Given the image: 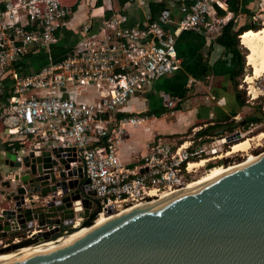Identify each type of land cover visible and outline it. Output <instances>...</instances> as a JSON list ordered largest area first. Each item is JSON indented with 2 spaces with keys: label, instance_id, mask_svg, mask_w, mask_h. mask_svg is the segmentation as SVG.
<instances>
[{
  "label": "built area",
  "instance_id": "1",
  "mask_svg": "<svg viewBox=\"0 0 264 264\" xmlns=\"http://www.w3.org/2000/svg\"><path fill=\"white\" fill-rule=\"evenodd\" d=\"M176 1L175 20L167 6L159 8L155 18L147 15L132 24L126 13L113 12L98 30L83 27L82 38L62 58H50L36 71L24 73L21 62L32 51L50 49L71 7L65 0H0V96L7 95L0 102V126L13 140L28 142V149L69 148V156L76 158L68 162L69 168L80 166L95 191L100 205L96 217L187 188L204 166L193 164L214 159L215 146L230 142L228 137L234 134L194 137L193 130L191 138L177 142L157 133L132 165L118 157L126 129L146 118L123 115L124 106L154 81L179 69V33L200 31L230 18V0ZM89 88L96 95L84 99ZM166 104L174 106L171 99ZM72 208L75 214L69 226L76 227L84 219L80 200L73 201ZM53 228L33 224L11 242Z\"/></svg>",
  "mask_w": 264,
  "mask_h": 264
},
{
  "label": "water",
  "instance_id": "2",
  "mask_svg": "<svg viewBox=\"0 0 264 264\" xmlns=\"http://www.w3.org/2000/svg\"><path fill=\"white\" fill-rule=\"evenodd\" d=\"M69 152L61 147L4 150L11 178L3 185L11 205L0 209V243L33 224L54 228L0 252L72 232L75 200L84 218L79 226L93 224L100 205L82 168H69L76 160ZM257 156L200 187L176 190L116 215L66 245L2 264H264V151Z\"/></svg>",
  "mask_w": 264,
  "mask_h": 264
},
{
  "label": "crops",
  "instance_id": "3",
  "mask_svg": "<svg viewBox=\"0 0 264 264\" xmlns=\"http://www.w3.org/2000/svg\"><path fill=\"white\" fill-rule=\"evenodd\" d=\"M65 1L71 9L76 4L75 10H71L65 23L56 32V40L51 43L49 50L37 49L25 57L21 62L24 73L36 71L48 63L50 58L53 60L62 58L82 38L83 27L89 25L92 27V31H95L101 26L104 19L105 3L97 6L95 5L96 0ZM150 1L163 3L164 6L169 7L173 20L178 17V1ZM150 1L120 0V12L128 15V23L130 24L141 21L147 15L151 17ZM233 1L235 6L239 4V8L242 7L243 9H245L243 5L246 7L253 2L252 0ZM110 4L112 8L113 0H110ZM243 9L239 15H242V13L245 15L249 12L248 10L243 11ZM238 13L237 11L236 14ZM232 20L235 21L234 17ZM243 24H236V28ZM172 25L170 24L171 27ZM223 25L213 24L202 27L200 31L184 30L180 32L176 40L177 51L181 57L179 69L157 79L150 87L132 96L125 104L123 114L127 115L129 113L141 114L160 107L168 109L160 117L145 115L144 123L149 124L142 127L143 131L148 133L145 138L146 141H150L158 133L156 129L163 118H174L177 125L186 127L184 131H173V133H182L196 121L210 120L209 124H212L211 120L226 119L230 116V119L238 120L241 112L249 110L248 103L251 102L248 100L242 101L241 90L235 85L232 76V71L237 63V54L234 50L225 48L217 42L222 33ZM4 83L8 85L9 80L4 81ZM95 95L96 90L89 88L87 92H84L83 98L90 99ZM168 99L173 101V107L166 104ZM0 102H2L1 97ZM177 104L180 109L174 108ZM206 125L207 123H204L193 127L195 131H198ZM140 126L142 125L131 126L129 131L137 130ZM120 143L123 144L121 153L118 152L120 161L123 164L132 165L142 154H139L135 159L123 162V157L127 155V151L135 149V146L130 143H123L122 140ZM27 146L28 142L22 144L17 140H13L0 126V209L11 205V202L5 199L8 190L3 185L6 179L11 178L10 174L5 173L7 167L3 165L4 150L16 151L19 148H27ZM34 196L36 198L37 194ZM27 201L29 200L27 199Z\"/></svg>",
  "mask_w": 264,
  "mask_h": 264
},
{
  "label": "rangeland",
  "instance_id": "4",
  "mask_svg": "<svg viewBox=\"0 0 264 264\" xmlns=\"http://www.w3.org/2000/svg\"><path fill=\"white\" fill-rule=\"evenodd\" d=\"M252 1L253 2L251 5H248L246 7L245 5H243L245 9H243L242 7L239 8V4L235 6V3H234L233 8L232 9L230 8V11H231L230 19H233L234 17L235 23L237 25L242 24V23H249V22L255 23L256 25H258V27L263 25L264 24V0H252ZM242 9L243 11L248 10L249 13L245 15L242 13V15H239L241 14L240 12L242 11ZM237 11L239 12L238 14H236ZM220 25H223V24H220ZM238 46H239V50L244 59L243 60L244 68H243V74H240L239 76H237V87L242 91V95L244 99L251 102V103H248L250 106L253 107L254 105H261L263 114L262 116L260 115V113L258 114L261 117V120L257 123H251L247 126H242V125H238L235 119L233 118L230 119L231 117L230 116L229 118H226L225 120L226 124H224L225 122H220L221 126L213 130L212 133L214 135L212 136L219 138V136L222 134L224 135L225 133H230V130L226 126H229V123H235L234 126L232 125V127L236 126L234 128L235 130H233L234 131L233 133L237 135V138L235 140H238V139L240 140L247 136L249 137L255 136L251 141V147L246 152L238 151V152L231 153L229 155H224L225 152L229 150L230 144L234 142L235 140L230 141L228 143L226 142L222 146H219V145L215 146L217 147V150L214 155H220V156L209 160L208 162L204 164L203 167H200L196 171V173H194L193 179H196L200 177L201 175L205 174L209 170L210 166H213V165L227 166L230 164L231 165L237 164V163L243 162L247 158L248 154L258 155L259 153L264 151V137H260V138L256 137L260 132H264V108H263V105H264V73L260 75L259 77H256L250 84L245 81V75L250 74L251 68L245 62L244 55L247 52V49L240 43L239 38H238ZM249 85L253 86L254 90L256 91L257 96L255 98H251V94L249 93V90L251 88L248 87ZM250 113H254L253 108L245 112H241L239 119H241L244 116H247ZM141 125L142 126H140L139 129L134 130V131L133 130L129 131V129L131 128L128 127L122 136L121 140L123 143L124 142L126 144L130 143V144H133V146H135V149L127 151V155L123 157L124 159L123 162L129 161L131 159H135L136 157L139 156V154H143L146 150V143L148 141H146L145 138L148 133L143 131L142 127L146 125L148 126L149 124L143 123ZM185 129L186 127H181L177 125L175 123L174 118H163L161 122L158 123L156 132L165 134L171 141L180 142L183 139L192 137L194 127L191 129L187 128L185 132L178 133V134H173V131L174 130L184 131ZM169 133L172 135H170ZM241 135H243V137H241ZM215 137L208 139L206 142H210V140H214ZM125 138L126 140H124ZM122 145L123 144L121 143L119 144V148H118L119 154L122 151ZM207 146L208 148L212 147L210 144H207ZM211 156H206V157H211Z\"/></svg>",
  "mask_w": 264,
  "mask_h": 264
},
{
  "label": "bare ground",
  "instance_id": "5",
  "mask_svg": "<svg viewBox=\"0 0 264 264\" xmlns=\"http://www.w3.org/2000/svg\"><path fill=\"white\" fill-rule=\"evenodd\" d=\"M239 40H240V43L247 49V52L245 53V61H246V64L248 66H250L251 71H250V74L245 75V81L250 84L256 77H259L260 75H262L264 73V25L258 29H247V30H245L243 33H241L239 35ZM248 87L251 88L250 90L248 88L249 93L251 94V98H255L257 96V94H256V91L254 90L253 86L249 85ZM263 108H264V105H263ZM241 137H243V135H241ZM254 137L247 136V137H244L240 140L239 139L235 140L234 142H232L230 144L229 150L227 152H225L224 155H229L231 153L238 152V151H241V152L245 151L246 152L251 147V141ZM256 137L257 138L264 137V132H260ZM221 142H223V140H221ZM217 156H219V155H216L212 158H215ZM257 157H258L257 155L248 154L247 158L243 162H240L237 164H233V165L230 164L227 166L213 165L209 168V170L205 174L201 175L200 177H198L196 179H193L189 183L188 187L185 188V190L200 187L201 185L219 177L220 175L224 174L225 172H228L232 169L240 167V166L256 159ZM208 160H211V158ZM208 160L201 159L199 162H196L193 165L194 166H202ZM173 192H171V193H173ZM156 200L157 199H155L153 201H156ZM153 201H149V203L153 202ZM139 205H143V204L128 206L126 208H122L120 210H117L113 213H108V214H103V215L100 214L95 218V220L91 226L80 227L77 225L72 232L63 231L61 233V235L54 240L49 239V240L42 241L39 243H35V244L29 245V246H24L22 248L15 249L13 251L0 253V264L8 263V262H11L15 259L30 255V254L39 253L42 251H46L49 249H54L56 247L66 245V244L72 242L73 240H75L76 238L80 237L82 234H84L88 230H90V229L96 227L97 225L103 223L104 221H106V220H108V219H110L116 215H119L125 211H129L130 209H132L136 206H139Z\"/></svg>",
  "mask_w": 264,
  "mask_h": 264
},
{
  "label": "trees",
  "instance_id": "6",
  "mask_svg": "<svg viewBox=\"0 0 264 264\" xmlns=\"http://www.w3.org/2000/svg\"><path fill=\"white\" fill-rule=\"evenodd\" d=\"M120 0H113V4H112V8L110 9V0H96L95 5L97 6H101L103 3H105V9H104V19H108L109 17H111V15L113 14V12H119L120 6H119V2ZM128 1V0H126ZM150 6H151V18H155L156 14L159 10V8H161L162 6H164L163 3H155L153 1H150ZM234 6V1L230 0L229 1V8H233ZM76 8V4H74L72 6L71 10H75ZM249 12H247L248 14ZM251 14V13H250ZM264 25V24H263ZM261 25V26H263ZM260 26V27H261ZM258 27V25H256L255 23H244L243 25H240L236 28V23L234 20L230 19L226 24L223 25L222 27V33L220 34V36L218 37L217 42H219L220 44H222L225 48L228 49H232L236 52L237 54V63L232 71V76H233V80L235 85H237V76H239L240 74H243V56L238 48V36L241 34V32L243 30L246 29H258L260 28ZM245 58V55H244ZM242 93V91H241ZM243 96V95H242ZM2 98V101H5L7 98V95H5V92L0 96ZM244 97H243V102H244ZM250 106V105H249ZM175 109H180V106L177 104L174 107ZM254 110V113H250L247 116L242 117L241 119L236 120L238 125H242V126H247L251 123H257L261 120V117L258 115L260 113V115L262 116L263 111H262V107L261 105H254L253 107L250 106L249 109ZM168 109L167 108H155L153 110H148L144 113H141L143 115H147V116H151L154 115L156 117H160L164 112H166ZM130 114V113H129ZM124 115V114H123ZM126 115V114H125ZM226 119H214L211 120L213 123L209 124L210 120L208 121H196L191 127H189L190 129L193 128V126H197V125H203L204 123H207V125L205 127H202L201 129H199L198 131L195 132V137H206V136H212L214 135L212 132L213 130L219 128L221 126L220 122H225ZM240 120V121H239ZM226 124V122L224 123ZM235 123H229V126H226L230 132H233V130H235L234 128L236 127H232V125L234 126ZM173 134H178V133H173ZM172 135V134H170ZM208 138H203L201 142H205L207 141ZM211 167V166H210Z\"/></svg>",
  "mask_w": 264,
  "mask_h": 264
},
{
  "label": "flooded vegetation",
  "instance_id": "7",
  "mask_svg": "<svg viewBox=\"0 0 264 264\" xmlns=\"http://www.w3.org/2000/svg\"><path fill=\"white\" fill-rule=\"evenodd\" d=\"M219 156H220V155H219ZM219 156H217V157H219ZM217 157H215V158H217ZM11 240H12V237H9V238H3V239L1 240V243H0V248H4V247H6V246L12 244L13 242H11ZM44 241H46V240H44ZM3 244H5V245H3ZM19 248H22V247L10 248V249L5 250V251H2V252H0V253H3V252L5 253V252L13 251V250H15V249H19Z\"/></svg>",
  "mask_w": 264,
  "mask_h": 264
}]
</instances>
